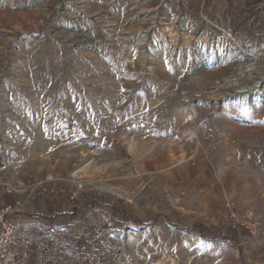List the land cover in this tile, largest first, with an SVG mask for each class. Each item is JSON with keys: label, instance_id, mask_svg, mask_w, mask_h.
Instances as JSON below:
<instances>
[{"label": "rangeland", "instance_id": "rangeland-1", "mask_svg": "<svg viewBox=\"0 0 264 264\" xmlns=\"http://www.w3.org/2000/svg\"><path fill=\"white\" fill-rule=\"evenodd\" d=\"M260 74L264 0H0L1 186L53 175L99 230L118 221L103 264H264V96L234 92ZM190 159L257 235L227 208L148 222L131 165Z\"/></svg>", "mask_w": 264, "mask_h": 264}, {"label": "crops", "instance_id": "crops-1", "mask_svg": "<svg viewBox=\"0 0 264 264\" xmlns=\"http://www.w3.org/2000/svg\"><path fill=\"white\" fill-rule=\"evenodd\" d=\"M230 144L231 138L226 143L217 142L216 145L224 148L230 147ZM131 171L129 176L137 179L133 189L138 190L140 197L145 196V193L154 194V200L139 199L141 208L145 206L147 209L150 204L154 210L148 222L164 215L170 225L187 229L197 223L198 218L206 217L213 221L227 206L226 186L220 179L206 178V171L191 159L175 163L146 161L143 165H131ZM63 190L61 188L57 196L23 201L14 206L8 220L14 228L27 231L38 240L54 228L67 229L68 245L74 260H53L36 250L25 251L17 243H13L8 249L10 264H87L79 263L77 259L84 250H89L91 243H96L101 248L123 235L120 224L115 219L109 221V224H113L112 227L101 232L97 227L98 212L90 207L76 209V202L70 201ZM123 196L126 197L127 192L123 191ZM18 199V194L5 192L0 180V203L13 205ZM126 203L122 207L124 210ZM112 214L114 212H106L109 219L113 218ZM129 221L130 218H125L124 222L130 226Z\"/></svg>", "mask_w": 264, "mask_h": 264}, {"label": "built area", "instance_id": "built-area-1", "mask_svg": "<svg viewBox=\"0 0 264 264\" xmlns=\"http://www.w3.org/2000/svg\"><path fill=\"white\" fill-rule=\"evenodd\" d=\"M59 180L61 178L53 175H46L41 178L28 176V182L24 188L12 184L6 185L5 192L18 194L19 199L13 205L0 203V264H10L8 249L13 243H17L25 251L36 250L53 260H74L75 257L68 245L69 233L67 229L54 228L48 235L38 240L27 231L14 228L8 220L14 206L21 204L23 201H31L43 196H57L59 191L56 189L55 183ZM226 208L228 212L226 215L231 219L232 229L243 226L251 237L257 235L258 225L256 221L249 219L240 221V215L231 203H228ZM101 232H103L102 229ZM89 246V250H84L77 259L79 263L103 264V261L109 260V256L115 250L113 244L101 248H98L96 243H91Z\"/></svg>", "mask_w": 264, "mask_h": 264}, {"label": "bare ground", "instance_id": "bare-ground-1", "mask_svg": "<svg viewBox=\"0 0 264 264\" xmlns=\"http://www.w3.org/2000/svg\"><path fill=\"white\" fill-rule=\"evenodd\" d=\"M174 21V19L172 20ZM185 31L188 34H191L192 31L190 28L185 26ZM215 50L219 53V55L222 57L224 56V50H225V41H219L217 45L215 46ZM251 65L246 66L243 70H240L241 75H250ZM250 77V76H249ZM251 78V77H250ZM264 74H260V80L253 79V85L252 86H240L234 90L235 94H241L245 92H250L255 97H261L264 96Z\"/></svg>", "mask_w": 264, "mask_h": 264}, {"label": "trees", "instance_id": "trees-1", "mask_svg": "<svg viewBox=\"0 0 264 264\" xmlns=\"http://www.w3.org/2000/svg\"><path fill=\"white\" fill-rule=\"evenodd\" d=\"M60 216V215H59Z\"/></svg>", "mask_w": 264, "mask_h": 264}]
</instances>
